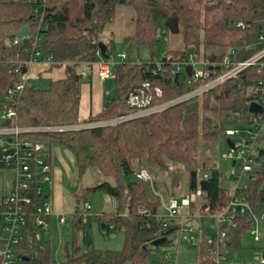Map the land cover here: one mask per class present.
Returning <instances> with one entry per match:
<instances>
[{"label": "trees", "instance_id": "16d2710c", "mask_svg": "<svg viewBox=\"0 0 264 264\" xmlns=\"http://www.w3.org/2000/svg\"><path fill=\"white\" fill-rule=\"evenodd\" d=\"M39 4L41 1L35 4L32 0H0V113L12 108L17 114V124L33 129L22 132L21 140L45 142L49 155L55 145L66 147L72 151L81 174L96 168L114 179V183L103 181L81 187L76 196L83 204L92 192L104 191L117 198L116 208L99 218L106 232L112 226L125 229V246L121 251H112L93 246L83 248L74 242L70 249L66 247L64 258L58 263L50 243L38 244L35 238L38 229L30 215V230L19 248L18 264H151L153 251L162 253L164 260L169 259L163 248L171 244L170 236L178 225L176 220L165 225L158 217L161 200L153 182L138 179L135 173L148 167L164 170L172 164L183 165L188 171V191L201 188L200 199L205 200L204 205L212 210L221 206L230 195L222 184L225 175L218 168L206 167L209 173L199 181L198 153L203 143L226 138L227 128L252 120L249 103L253 99L252 87L260 74L250 68L198 98L115 125L70 127L126 114L130 111V93L146 81L163 88L164 100L186 92L193 85L187 84L179 74L174 75L172 70L173 62L190 52L219 61L230 48L237 47L240 58L249 56L261 47L257 35L264 26V0H46L42 7ZM118 4L131 5L136 12L134 32L124 38L128 46H149L154 51L161 35L170 29L166 21L173 19L182 33L184 47L169 49L167 56L160 60L161 70L157 61L134 60L127 53L115 65V95L108 98L100 113L81 121V86L85 75L80 67L83 64L92 67L99 60L101 41L107 45L110 56L102 33L113 22ZM240 21L247 24L244 29L237 27ZM25 25L31 32L24 42L37 40L43 55L50 57L51 67L66 64L68 71L64 78L51 81L48 88H36L29 83L12 95L10 91L20 81L16 70L27 71V62L32 58L22 45L9 43ZM54 126L67 128L46 129ZM258 148L260 157H264V143ZM145 162L148 167L144 166ZM245 183L247 187L241 193L252 206L263 205L264 159L260 167L248 172ZM196 203L190 207L191 212H195ZM142 207L150 215L142 214ZM77 209L80 211L74 213V228L82 230L88 221H83L81 207ZM243 235L245 230L232 238V250L240 246ZM161 237L167 241L155 247L153 241Z\"/></svg>", "mask_w": 264, "mask_h": 264}, {"label": "built area", "instance_id": "2783aa9c", "mask_svg": "<svg viewBox=\"0 0 264 264\" xmlns=\"http://www.w3.org/2000/svg\"><path fill=\"white\" fill-rule=\"evenodd\" d=\"M42 7L46 0H32ZM245 22H238L237 27L244 29ZM25 38L14 37L10 45L19 46ZM257 43L261 47L247 57L240 58V49L230 48L219 60H208L198 57L194 52L188 53L184 58L174 61L172 73L184 77L192 88L181 95L164 100V90L159 85H153L150 81L143 83L137 91L130 93L128 105L130 111L120 116L105 119H93L92 121L77 124L70 128H90L95 126L115 125L126 119L147 116L163 111L164 109L194 98L202 96L218 85L239 76L244 71L254 68L260 74L258 81L252 87L253 99L263 107V112H251L252 120L248 123L226 129L227 139H231L233 146L224 154L235 163L233 174L237 185L228 195L223 205L217 209H210L208 205H202L199 213H192L190 207L202 197V189L188 192L181 197H170L164 203L165 212L158 217L166 225L176 219L179 232V244L182 242L201 249V262L206 264H264V252L257 253L253 261L232 260V238L241 230L245 234L254 235L255 240L260 239V222L264 219V211L251 205L245 195L241 193L246 189L245 177L249 171L260 167L262 159L258 147L264 143V26L259 30ZM30 45L32 58L27 62L28 66L41 59L51 61L49 56H44L38 47L37 40ZM99 60V76L102 79L115 78L113 70L115 63L110 58H104L100 51L97 52ZM123 60L127 53H119ZM192 67L189 74L187 66ZM158 70L162 69L158 62ZM20 73V81L10 94H16L29 85V77L26 70H16ZM249 103V104H250ZM3 122L10 119L9 125L0 126V137L4 144L0 150V165L13 168L14 183L9 194L0 199V264H18L19 248L29 233V217L33 216V225L37 227L35 238L39 239L43 231H49L51 217L54 214L52 204L44 195V185L52 179V166L48 154V145L43 142H31L21 140L22 132L33 129L22 128L17 124V114L12 108L2 112ZM67 127H48V130L66 129ZM35 130V129H34ZM12 142H8V138ZM136 178L153 182V176L148 168H143L135 173ZM225 178H228L225 176ZM35 195V196H34ZM117 198L113 197V205L116 208ZM92 205L89 201L82 207L81 216L84 222L90 217ZM187 209V212H184ZM144 215H150L144 207L140 208ZM60 223H65L64 215L57 214ZM193 219L199 221L198 224ZM215 225L216 231L207 235L208 227ZM199 233L200 235H196ZM168 258V255H165Z\"/></svg>", "mask_w": 264, "mask_h": 264}, {"label": "rangeland", "instance_id": "374dc122", "mask_svg": "<svg viewBox=\"0 0 264 264\" xmlns=\"http://www.w3.org/2000/svg\"><path fill=\"white\" fill-rule=\"evenodd\" d=\"M136 12L131 5L118 4L115 10L113 22L107 25V28L102 33V39L108 43L110 56L116 64L123 61L119 57V53H129L134 60L143 62H152L160 60L167 56L169 49H181L184 47L183 36L180 30L173 32L167 29L164 35H161L157 48L152 51L149 46H138L136 44L128 46L124 42L126 36L134 32ZM205 50L202 49V54ZM80 70L88 69L85 65H81ZM86 76V75H85ZM89 81V77L86 76ZM85 81V78H84ZM51 79L46 76L31 78V85L36 88H48ZM100 86L106 97H112L116 91V81L114 78L106 81L95 83L94 87ZM111 118V117H110ZM3 118L0 113V124ZM230 151V146L227 143V138H221L215 143H203L198 153V178L199 181L204 180L209 171L206 167L218 168L221 173H224L228 178L223 179V186L233 192L237 180L233 174V162L229 158H225L224 154ZM62 146H55L53 149V171L52 179L44 185V195L50 193L49 202L52 204L54 214L51 217V227L49 231H43L38 239L40 246L50 243V249L53 257L60 263L65 254V249H70L72 244L76 242L83 248L85 233H90L93 244L92 246L101 250L121 251L125 246V229L110 227V231L106 232L102 227L100 216L111 212L113 208L112 197L104 191L89 193L86 197L92 205L90 217L82 230L74 229V213L77 207H83V200L78 202L76 193L81 187L93 186L103 181L114 183V179L110 176L102 174L96 168H89L85 173L81 174L73 160V154ZM69 155H72L71 158ZM262 160L264 157L261 158ZM148 170L153 176L154 191L164 198L170 196H181L188 193L189 186L188 171L183 165L172 164L170 169H160L158 167H148ZM13 180V168H6L0 165V199L9 192ZM205 204V200L199 199L194 206V211L199 213L201 206ZM264 211V204L258 207ZM58 210V211H57ZM80 209L76 212L79 213ZM62 214L66 218L65 223H60L56 214ZM176 220V219H174ZM197 224V221H193ZM216 231L215 225L208 227L207 235H211ZM196 235H200L197 233ZM170 238L172 242L169 246H165L163 251L168 255L167 260H164L163 254L158 251H153L151 254V264H200L201 249L200 247L182 242L179 244V232L173 233ZM264 252V219L260 222V239L255 240L254 235L245 234L241 239L240 246L233 250L231 258L233 261H253L257 253ZM123 264H132L126 262Z\"/></svg>", "mask_w": 264, "mask_h": 264}, {"label": "crops", "instance_id": "0c3cea01", "mask_svg": "<svg viewBox=\"0 0 264 264\" xmlns=\"http://www.w3.org/2000/svg\"><path fill=\"white\" fill-rule=\"evenodd\" d=\"M51 64H52L51 61L46 60V59H41L39 61L34 62L30 66H28L27 73H28V77H29V83H31V78H34V77L41 78L42 76H46V77H49L51 79V81H53V80H57L60 78H64L67 75L68 68H67L66 64H63L61 66H54V67H51ZM85 67L88 69V72L86 74V71L83 70V73H84V75L90 77V80L88 81L86 79V76H85V81L82 83V86H81V101H80V120L81 121H85L87 119H90L91 117H94L95 115L100 113L105 108L106 101L108 100V98H110V97H108V98L106 97V92H104V90L100 86L96 85L94 87V84L99 83V82L104 83V81H106L107 79H111V78L102 79L99 76V66H98L97 62L93 63L92 67H88L87 65H85ZM113 70L115 71V66L113 67ZM1 116H2V114H1ZM3 123L4 122H2L0 124V126L4 125ZM8 142L11 143L12 141L8 140ZM4 143H5L4 140L0 137V150H1V146ZM55 146H61V145H55ZM54 147H53V149H54ZM64 148H66V147H64ZM53 149L49 155L50 163L52 166V171H53ZM66 149L72 153V151L70 149H68V148H66ZM69 156L71 158L72 155H69ZM73 157H74V155L72 156V158ZM73 160L75 161V158H73ZM13 183H14V175H13V180H12L9 192L4 194L3 196H5L11 192L12 187H13ZM158 196L160 197V200H161V206H160L159 213L162 214L165 212L164 203L167 201L168 198H170L172 196L166 197V198H164L162 195H158ZM181 196H183V195H181ZM181 196H179V197H181ZM45 197L47 199H49L50 193L48 195H45ZM174 197H177V196H174ZM76 199H77V196H76ZM112 200H113V197H112ZM221 206H219V207H221ZM113 208H114V205H113ZM187 211L188 210L185 209L184 212H187ZM192 213H197V212H192ZM57 214H56V217H57ZM58 221H59V219H58ZM193 221H195V222L197 221V224L199 223V221L197 219H193ZM75 243H77L76 240H75ZM200 263H201V260H200Z\"/></svg>", "mask_w": 264, "mask_h": 264}, {"label": "water", "instance_id": "95a60500", "mask_svg": "<svg viewBox=\"0 0 264 264\" xmlns=\"http://www.w3.org/2000/svg\"><path fill=\"white\" fill-rule=\"evenodd\" d=\"M166 25L169 26L170 29H171L173 32L177 31V24H176V21H175V20H173V19H169L168 21H166ZM261 28H262V27H260V29H261ZM30 32H31V30H30L29 26L25 25V26L22 27V29H21L19 32H17V33L15 34V36L18 37V38H23V39H24V38L29 37ZM98 47H99L100 50H101L102 56H103L104 58H109V55L107 54V45H106L103 41H101V42L98 44ZM22 48L25 49V50H27L28 53H30V45H29L28 42H24V43L22 44ZM186 70H187V72H188L189 74H191V72H192V67L189 65V66H187ZM249 110H250L251 112H256V113H257V112H263V107H262L261 105H259L258 103H256V102H251L250 105H249ZM10 122H11L10 119H8V120L5 121L3 124H4V125H9ZM8 140H9V141H12V138L9 137ZM227 143H228L229 146H233V142H232L231 139H229V138L227 139ZM234 163H235V161H233V164H234ZM144 166L148 167L149 165H148V163L145 162V163H144ZM102 227L104 228L105 225L103 224ZM166 241H167V238H166V237H161V238H158V239L154 240L152 244H153L155 247H158V246H160L162 243H164V242H166ZM92 244H93V239H92L90 233L86 232V233H85L84 245L88 247V246H92Z\"/></svg>", "mask_w": 264, "mask_h": 264}]
</instances>
